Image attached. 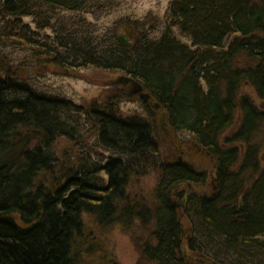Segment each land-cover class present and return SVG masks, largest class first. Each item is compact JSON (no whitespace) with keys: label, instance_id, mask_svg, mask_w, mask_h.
Here are the masks:
<instances>
[{"label":"trees","instance_id":"16d2710c","mask_svg":"<svg viewBox=\"0 0 264 264\" xmlns=\"http://www.w3.org/2000/svg\"><path fill=\"white\" fill-rule=\"evenodd\" d=\"M104 2L0 0V59L9 47L28 55L20 73L0 66V264H87L99 249L90 218L130 234L138 264H191L189 254L264 264V0H173L162 33L137 23L129 47L116 28L98 33L85 18ZM31 63L131 76L150 94L146 114L122 113L136 95L124 85L85 104L42 90L22 76ZM159 130L188 132L209 152L210 193L182 189L175 200L207 176L163 160ZM62 140L72 157L58 150ZM152 170L154 197L132 194Z\"/></svg>","mask_w":264,"mask_h":264},{"label":"rangeland","instance_id":"374dc122","mask_svg":"<svg viewBox=\"0 0 264 264\" xmlns=\"http://www.w3.org/2000/svg\"><path fill=\"white\" fill-rule=\"evenodd\" d=\"M102 7L95 6L93 13L86 14V19L92 25V30H97L98 33H105L109 28H116L118 32L125 25L135 26L137 23L145 22V28H153L152 33L159 36L164 30L166 24V15L169 6L173 0H104ZM60 14V13H59ZM61 15V14H60ZM32 28H36V24L32 18H26ZM153 26V27H152ZM90 28V27H89ZM95 28V29H94ZM139 28V27H138ZM143 28V27H141ZM177 34L179 31L176 30ZM51 33V30H47ZM129 40L128 34L122 33ZM184 41L190 40L186 37H181ZM10 58L7 61L0 59V66L12 72H19L17 61L27 57V51L23 48L15 50L7 48ZM27 65L22 71L23 77H30L32 83L37 85L42 90H47L53 93L61 94L71 98L78 104H85L92 99L102 96L105 91L112 90L113 87L125 86L131 92L133 86L124 83L118 84L117 81L124 73L117 71H107L92 66L81 67L79 69H61L57 65L47 64L45 67ZM243 93H248L256 98V92L250 86H244ZM137 95V94H136ZM130 99H124L120 103V108L123 114L131 115L135 113L146 114V108L140 96ZM158 115V114H157ZM159 115H164L160 113ZM166 117V116H165ZM157 119V123L160 122ZM229 133V130L227 131ZM158 141L160 145L161 157L165 161H185L193 164L197 169L206 173L207 181L204 185L190 183L186 188H179L175 194V200L180 198V190L184 189L187 192H195L198 194H208L212 190L215 178V163L209 152L198 144L193 135L188 132H173L172 130H159ZM88 148V140L85 141ZM70 143L62 140L58 143V150L61 153L72 157V151L69 148ZM72 148V147H71ZM76 152L81 153L80 149ZM75 154V153H74ZM101 155V154H100ZM99 157V156H98ZM160 178V171L152 170L142 177L135 178L130 186V191L134 195L151 200L154 197L155 189ZM212 185V186H211ZM186 236H190V224L182 215ZM92 237L96 238L98 248L96 251L89 253L88 259H83L87 264H138L139 254L134 241L130 234H126L121 227H115L111 230L101 229L94 225L92 219L87 221ZM95 233V234H94ZM90 236V235H89ZM95 240V239H94ZM93 240V241H94ZM88 242V241H87ZM89 243V242H88ZM96 246V245H95ZM186 247V246H185ZM187 250V249H186ZM189 253V252H188ZM191 264H202L199 257L191 256ZM204 264H210L205 262Z\"/></svg>","mask_w":264,"mask_h":264},{"label":"water","instance_id":"95a60500","mask_svg":"<svg viewBox=\"0 0 264 264\" xmlns=\"http://www.w3.org/2000/svg\"><path fill=\"white\" fill-rule=\"evenodd\" d=\"M123 31L126 34H128L129 40H127V38L125 37V35L122 34ZM136 36H137V32L135 31V26H133V25H125L119 31V39L122 42V44L125 45V46H127V47L131 46L132 40ZM117 83L131 84L133 86V90H132L133 93L140 94V97L144 101H146V102L150 99V94L147 93V92H145L144 87L142 86V84L139 83L137 80H135L131 76L123 75V76H121L119 78V80L117 81Z\"/></svg>","mask_w":264,"mask_h":264}]
</instances>
